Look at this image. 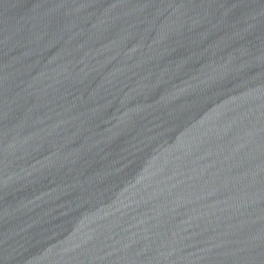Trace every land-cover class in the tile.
I'll use <instances>...</instances> for the list:
<instances>
[{
	"label": "water",
	"instance_id": "95a60500",
	"mask_svg": "<svg viewBox=\"0 0 264 264\" xmlns=\"http://www.w3.org/2000/svg\"><path fill=\"white\" fill-rule=\"evenodd\" d=\"M0 264H264V0H0Z\"/></svg>",
	"mask_w": 264,
	"mask_h": 264
}]
</instances>
